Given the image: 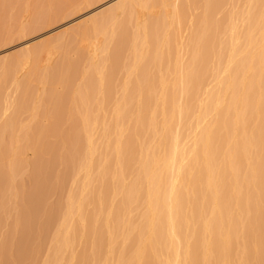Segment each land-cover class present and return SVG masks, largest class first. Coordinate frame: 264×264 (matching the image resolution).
<instances>
[{
  "label": "bare ground",
  "instance_id": "6f19581e",
  "mask_svg": "<svg viewBox=\"0 0 264 264\" xmlns=\"http://www.w3.org/2000/svg\"><path fill=\"white\" fill-rule=\"evenodd\" d=\"M97 2L0 0V13L21 4L29 29L75 17L0 52V224L12 217L21 233L0 235V264H264V0H108L81 13ZM67 45L72 60L54 69ZM78 64L58 146L18 114L36 79L42 96L48 80L70 89ZM28 153L33 173L51 155L77 184L46 214L36 186L17 200Z\"/></svg>",
  "mask_w": 264,
  "mask_h": 264
},
{
  "label": "rangeland",
  "instance_id": "374dc122",
  "mask_svg": "<svg viewBox=\"0 0 264 264\" xmlns=\"http://www.w3.org/2000/svg\"><path fill=\"white\" fill-rule=\"evenodd\" d=\"M107 1L108 0H98V2L92 5L91 7L87 9H83L81 13L82 14L86 13L96 8L97 6L102 5ZM55 4L56 2L53 3V5ZM23 12L24 9L21 4L11 3L8 4L5 8H3L0 13V52L6 50V52H3L2 55L8 54L9 59L13 57V55L11 54L12 51H16L17 49H19L20 48L19 45L24 41L34 39L35 37L45 34L49 30L58 28L49 36V38L55 37L57 34L61 33L62 31L61 30L62 28L60 26L75 18V17H67V18L61 17L58 19H54L51 22L50 28L45 29L44 27H39V28L29 29L31 27L32 19L26 17L27 15L23 14ZM23 16H25L26 18H23ZM21 21L23 22V25L27 27V29L29 30H27L23 35H17L19 29L16 28L14 24L19 23ZM46 22L47 21H45V24ZM34 42L37 43L38 40H35ZM72 47L73 45L71 46L67 45L66 48L61 49V52H58V54H54L52 56L51 64L53 65L54 69L58 68L61 64H63L62 66L65 68L66 66L65 62L69 59V56H70V60H72L70 54ZM63 53L66 54L68 53L69 56H65L63 58L62 55ZM1 61L2 60L0 58V63ZM81 67L82 66L80 64L76 66L78 73L76 76H74V78L70 82V86H69L70 89L64 88L65 79L63 84L56 83L54 80L52 81L48 80L45 82V90L42 96L43 87L39 84L40 82L39 79H36L34 83L29 87L30 92H27L28 96H26V105L24 106L22 111L18 114L19 118L22 121H29L32 114L36 115L35 123L37 124L42 123V126H44V130L49 132L48 134L46 132L45 136L48 137L47 138L44 137V139L50 143L54 142L58 146L60 145L64 135L68 131L67 130L68 124L65 122V111L70 105L72 92L80 86ZM58 72L59 71H55L53 72V74L56 75ZM5 87H8V85L6 84ZM22 93L23 91L21 90L18 95L20 96ZM58 105L59 108L62 109L64 112L61 115L62 119L57 124L58 130L52 134V132L50 131V127L52 126V123L56 119L55 111L57 113ZM34 108L35 110H33ZM32 125L34 126L35 124ZM65 153L66 154L68 153L66 149L63 151V154ZM36 158H37L36 156L34 155L32 156L31 153H28L27 157L25 158L26 160L25 169L22 172L20 170L14 177L15 192L17 194V200H19V198L23 193L31 192L36 186L37 192H40V194L42 195V204L40 205V211L42 214H46L52 208L57 207L59 204L65 203L68 194L76 190L77 184L73 183L71 179L68 177L64 165L62 163H59L55 157H51V155L47 156L50 163L45 168H43L41 174L37 175V172L33 173L34 166L32 163L36 161ZM43 174L46 175V179ZM12 205H13V201H12ZM12 226H13L12 217L8 218L7 220H3V222L0 224V235L4 234V236L7 237L8 239H11L14 235L15 237L21 236L20 232H16L15 230H8V228L9 227L12 228ZM51 235H52V231L49 230L48 232L42 233L41 237L46 236L49 239ZM46 243H48V240ZM45 249L46 246H42L38 261H41L43 259Z\"/></svg>",
  "mask_w": 264,
  "mask_h": 264
}]
</instances>
